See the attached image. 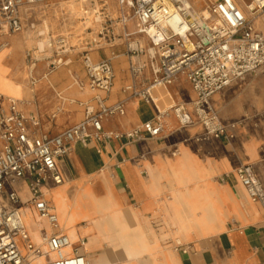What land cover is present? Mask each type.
<instances>
[{
  "label": "crops",
  "instance_id": "crops-1",
  "mask_svg": "<svg viewBox=\"0 0 264 264\" xmlns=\"http://www.w3.org/2000/svg\"><path fill=\"white\" fill-rule=\"evenodd\" d=\"M30 31L31 28L27 27L20 32L25 34L24 37H0V44L7 43L6 47H12L6 65L11 76L20 82L23 81V74L19 79L22 73L20 52L28 45L26 36ZM122 43L102 42L81 51L84 53L87 49L95 62L112 60L115 81L107 95V105L129 97L125 87L132 81L131 61L126 53H116ZM29 50L32 49L25 51L26 60H29ZM73 51L71 49L66 55L65 62L55 66L54 59L42 58L35 51L39 58L36 66L26 68L35 72L45 63L49 70H43L40 76L35 73L29 76V87L15 98L24 101L22 106L19 104L21 110L39 119L42 130L52 135L84 120L86 102L95 104L97 92L90 91L84 61L79 60ZM93 53H97L96 56ZM116 55H123L127 66L120 70L119 75L113 60ZM72 58L81 64L82 71L75 60L72 63ZM138 60H144V57ZM60 66H73L77 82H82L85 87L65 88L70 78L64 77ZM262 71L264 68L234 81L212 98L215 109L222 112L220 119L234 135L231 139L209 136L199 141L197 138L206 133L204 125L196 122L181 126L174 114L171 117L173 128H168L166 122L165 131L160 136H147L141 141L124 136L148 121L156 123L158 113L183 102L185 94L190 99L185 106L197 118L190 105L196 95L185 76H180L177 84L155 88L151 103L139 97L129 98L125 115L108 117L103 121L104 131L121 137L92 139L87 144L77 142L71 152L58 161L64 182L60 185L50 183L44 194L58 215L59 227L53 229L34 207L23 209L24 212L25 209L33 212L50 226L48 230L42 228L38 239L32 240L39 244L41 231H45L47 234L64 233L72 237V244L77 240L80 243L88 236V228H96L99 221L107 227L101 236L108 234L111 215L97 205L101 200L112 199L128 219L134 217L140 226L145 227L150 243L160 252L167 249V245H162L167 240V226L174 238H182L189 249L187 252L178 249L176 264H264V205L250 198L237 174L241 165L252 164L264 187V106L253 104L240 117L234 111H223L229 90ZM46 72L59 82L54 84ZM150 74L147 70V80L151 78ZM0 96V114L8 113L10 101L5 100L10 97ZM234 101L235 98L230 103ZM176 151L178 155L174 154ZM183 227L187 231L184 236ZM100 249L93 247L86 251L83 248L92 264ZM68 250L70 253L71 249ZM158 263L154 261V264Z\"/></svg>",
  "mask_w": 264,
  "mask_h": 264
},
{
  "label": "built area",
  "instance_id": "built-area-1",
  "mask_svg": "<svg viewBox=\"0 0 264 264\" xmlns=\"http://www.w3.org/2000/svg\"><path fill=\"white\" fill-rule=\"evenodd\" d=\"M44 1L54 0H0V37L24 31L28 26L23 8ZM118 4L121 30L102 29L100 40L87 45L118 40L126 44L132 78L125 87L128 98L106 104L115 81L112 60L95 62L85 49L83 61L89 75L88 87L97 93L95 104H84V120L52 135L42 130L39 119L21 110L16 100H9L10 111L0 114V264H34L40 257L44 258L43 264H90L83 250L85 239L73 246L64 233L41 231L46 248L36 244L23 209L34 207L53 229L59 227L58 215L44 194L50 183L60 185L64 182L58 161L69 154L77 142L87 144L92 139L121 137L104 131L103 121L125 115L129 98L139 97L151 103L155 88L171 85L185 76L196 95L193 109L197 120L185 105L177 104L171 110L180 125L201 122L206 133L197 138L199 141L209 136L234 137L229 126L220 119L212 98L234 81L264 68V28L257 24L259 19L264 22V0H214L208 6V14L196 12L188 0H170V3L118 0ZM130 22H134V31L128 28ZM30 28L35 29V24ZM44 34L38 32L39 36ZM57 42L61 46L55 51L54 66L65 62L66 55L74 48L67 46L64 37ZM5 45L7 43L0 47ZM48 46H53L52 39ZM36 50L45 51L39 47ZM34 52H27L33 68L39 60ZM142 57L144 60L139 61ZM147 70L151 73L149 80L146 79ZM77 83L85 87L82 82ZM166 116L167 111L163 110L156 116V123L148 121L124 136L134 141L160 136L165 131ZM237 174L250 198L264 205V187L253 165H241ZM178 248L184 252L189 249L184 244H179Z\"/></svg>",
  "mask_w": 264,
  "mask_h": 264
},
{
  "label": "rangeland",
  "instance_id": "rangeland-1",
  "mask_svg": "<svg viewBox=\"0 0 264 264\" xmlns=\"http://www.w3.org/2000/svg\"><path fill=\"white\" fill-rule=\"evenodd\" d=\"M67 1L69 0L44 1L31 5H26L23 8L22 10L23 17L25 18V23L27 24V26L30 28L32 23L35 24V29H31L30 34H32V36L35 38L36 41L53 39V46L51 47L46 45L45 51L39 53L36 50L38 49L36 43L32 45L28 43V45L23 47L20 52L21 62H22L20 66V71H22V73L20 74L21 76L19 75V79L20 78L22 79V74H23V81L22 82L18 81L15 77L11 76L10 71H8L9 73L8 77L10 80H14L20 86L25 85L27 83L25 71L27 68H30L31 63L29 62V60L24 59L26 49H32L36 51L38 56L42 55V58L52 57L53 59L56 56V52H55L56 49H58L61 46V44H59L57 40L59 38L64 37L67 40L68 43L67 46L74 47L71 48L74 49L73 54H75L79 60L83 61V52L81 51H83V48L90 47L87 45L88 43H91L94 40H100L99 33L102 29L115 28L116 30H121V25H122L120 22L121 13L119 9L118 0H75V5H76L75 14H73V12L69 10V6L66 4ZM212 2H214V0L213 1L204 0L202 1V3L198 4L197 9L201 10L203 7L208 8V6ZM45 23L49 26V28L46 29ZM119 23L121 25H119ZM257 24L259 27L264 28V22H262L261 19L257 21ZM128 28L131 31L132 30L134 31L135 30L134 22H130ZM42 30L45 31V34L43 36H39L38 32ZM12 35L13 36L20 35L24 37L25 34L15 33ZM120 42L123 41L118 40V44ZM122 44L123 45L117 47L116 49L117 54L126 53V49H127L126 44L125 43ZM108 47L109 46H107V48ZM8 48L10 49L11 52L12 47L9 46ZM93 54H97V53H93ZM109 54L111 55V52ZM9 55L10 53L7 54V57L4 61L5 64L9 58ZM72 59L73 61L75 60L74 58ZM116 59L122 60L124 62L123 63L124 66H122L119 70L116 67L117 74L119 75L120 70L125 68L126 62L123 55L114 56L113 57L114 63ZM76 64L80 66L79 69L82 71L81 64L78 61H76ZM70 67L72 68L73 72H75L73 66L66 67L67 69L64 71V77L70 78V82L67 84V86H65V88L67 87L73 88L74 86L80 88L79 85L77 84L73 85L74 78L72 77L71 73L68 70V68ZM43 70H49V67L45 63L40 65V67L37 68V71L33 72V76L34 73L35 75L40 76ZM27 76L29 77V74ZM174 84L177 83L174 82L171 85ZM8 95L11 97L13 96L14 98L19 97L12 94L11 95L8 94ZM63 97L65 98V96ZM183 97H184L183 100H181L183 102L179 104L186 105L185 103L189 102L190 99L186 94ZM234 98L235 101L233 103H230V101H232ZM225 103L227 105L223 111H225V113L229 112V110L234 111L233 113L237 114L238 116L244 114L245 111H248V109L252 107L253 104H256L257 106H264V72L262 71L257 75L254 74L253 76L248 77L246 80H244L242 84L236 85L234 88L229 90L223 104L225 105ZM228 103H230L231 105ZM218 114L221 117L222 112ZM195 120H197V118H195ZM197 123L202 124L201 122L198 121ZM99 203L103 207L107 208L108 211L111 212L112 219L115 222L119 232L123 233V230L126 227H128L130 224L129 223L130 219L126 217L125 212L122 209L117 208L118 207L117 204L112 199L101 200L99 201ZM24 215L26 216L25 220L28 224L29 230L31 232V238L33 240L38 239L39 232L42 228L46 230L50 228V226H48L44 221L40 220L33 212H30L29 210L25 209ZM131 220L137 223L134 217H132ZM172 226L178 227L176 224H172ZM87 232H88V236L84 238L86 244L84 248L86 249V251H88V249L92 247L101 248L100 249L101 257L99 259V262L96 264H153L154 261H158L164 264H173V259L175 260V257L177 256V253L174 248L175 244H174L173 232L171 231V229H169L168 226H167V240L164 243H162L163 246L167 245V249H165L164 252H160L154 245L150 243L148 238V233L145 230V234L143 238L144 246L142 247L141 245H139L136 249H130L129 250L130 256L127 258L115 257L116 255L115 248L119 246V237L117 233L111 231L108 234L101 236V234L103 233H101L98 228H88ZM185 232L187 231L183 227L182 228L183 236ZM73 244L75 245L79 244V240L73 241ZM144 255H148V256L145 258L143 257Z\"/></svg>",
  "mask_w": 264,
  "mask_h": 264
},
{
  "label": "bare ground",
  "instance_id": "bare-ground-1",
  "mask_svg": "<svg viewBox=\"0 0 264 264\" xmlns=\"http://www.w3.org/2000/svg\"><path fill=\"white\" fill-rule=\"evenodd\" d=\"M165 2L167 3H170V0H164ZM202 1L204 0H188L189 4L191 6H193V8L195 9L196 12H201V13H204V14H208V8L207 7H203L201 10H198L197 9V6L198 4L202 3ZM213 1V0H212ZM66 4L69 6V10H71L73 12V14H75V11H76V5H75V0H69L66 2ZM242 8H244L241 4H239ZM100 18V17H99ZM98 18V19H99ZM44 21V20H43ZM100 21V20H99ZM98 22V21H97ZM46 24V23H45ZM46 29L49 28V26L46 24ZM131 27V26H130ZM54 29V28H53ZM66 30V29H65ZM50 31V30H49ZM133 31V30H132ZM41 32H44L45 31H41ZM55 32V31H54ZM53 37V36H52ZM50 38V37H49ZM53 40V39H52ZM141 40L142 42L146 43V39L144 37H141ZM26 42L27 43H30L31 45L32 44H35L37 45V47H39L41 50H44L46 45H49V39H45V40H38L36 41L35 38L32 36V34H27L26 36ZM20 43V42H19ZM47 43V44H46ZM19 45V44H18ZM17 48V47H16ZM10 53V49L8 48V46H2L0 47V95H4L6 97H10L8 98L7 100L5 101H8V100H16L19 102V104H21V106L25 103L24 101H20L18 99H15L13 96H9L8 94H12V95H16V96H19V94L21 92H23L25 90V88H28V84L26 83L25 85H22L20 86L18 83H16L14 80H10L9 79V69L8 67L6 66L5 64V59L7 57V54ZM93 56H96V54H93ZM68 61V60H67ZM73 59H72V63H73ZM123 61L122 60H118L116 59L115 60V65L117 67V69L119 70L123 65ZM67 65V64H66ZM60 70L62 71H65L67 68L66 67H63V66H60ZM69 72L71 73L72 77L74 78V84L73 85H76L77 84V79H76V75H75V72H73L72 68H68ZM26 73V79L28 78V74L29 76H33V71L30 69H26L25 71ZM49 73L46 72V76H48V78L50 80L53 81V83L55 84V82H59V79H56L53 80L52 77L50 75H48ZM67 78V77H66ZM72 85V86H73ZM71 86V87H72ZM90 89V88H89ZM91 92H95L93 90L90 89ZM2 97V96H0ZM195 100V99H194ZM193 102L190 103L191 106H193ZM177 105V104H176ZM175 106V105H174ZM173 106V107H174ZM172 108V107H171ZM171 108H168V109H165V111H167V116L165 117V120L167 122V126L168 128H173V125L171 123V117L173 116V111L171 110ZM179 152H177L176 155H178ZM168 198H170V196H168ZM99 208L101 209H104L106 211H108L107 208L103 207L99 202H98V205H97ZM111 215V212L108 211ZM126 215V214H125ZM42 218V217H41ZM44 219V218H43ZM111 220H112V224L110 225L111 227H109L108 229V233L113 231L115 233L118 234V237H119V246H117L115 248L116 250V255L115 257L116 258H121V257H129L130 256V253H129V250L130 249H136L139 245H141L142 247L144 246L143 245V238H144V234H145V227H142L139 225V223H135L133 220L130 219V224L128 227H126L124 230H123V233H120L115 222L113 221L112 219V216H111ZM96 228L99 229V231L101 233H105L106 232V225L102 222H97L96 224ZM45 233V231H43ZM70 239L72 240V237H70ZM101 240V239H100ZM116 240V239H115ZM110 241V240H109ZM142 243V244H141ZM184 241L182 240V238L180 237H175L174 238V248H175V251L178 252V245L179 244H183ZM109 244V243H108ZM40 246H43L44 248H46L45 246V242H44V239H43V236L41 234V241L39 242ZM86 245V244H85ZM95 246V245H94ZM88 247V246H87ZM93 248V247H92ZM95 248V247H94ZM112 248V247H111ZM90 249V248H89ZM101 257V251L99 250L98 254L94 255L93 257V260H94V264L98 263L99 262V259ZM90 261V264L91 263V260L89 259ZM154 261V260H153ZM34 264H43L44 262V258L43 257H40V258H36L34 260ZM176 259L174 260L173 259V264H176ZM154 264V263H153ZM158 264H164V263H161L159 262Z\"/></svg>",
  "mask_w": 264,
  "mask_h": 264
}]
</instances>
